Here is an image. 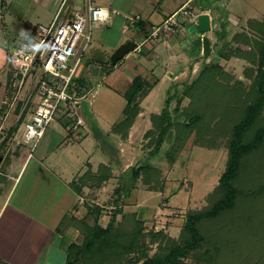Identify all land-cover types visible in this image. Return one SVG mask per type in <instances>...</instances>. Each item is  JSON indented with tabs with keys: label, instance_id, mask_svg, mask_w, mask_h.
<instances>
[{
	"label": "rangeland",
	"instance_id": "rangeland-1",
	"mask_svg": "<svg viewBox=\"0 0 264 264\" xmlns=\"http://www.w3.org/2000/svg\"><path fill=\"white\" fill-rule=\"evenodd\" d=\"M240 6L233 10L246 21L237 27L240 31H231L234 37H228L232 39L226 42L225 47L229 52L228 57L235 58L233 64H225V72L222 69L205 71L206 63L195 64L182 78H174L173 83L164 80L168 52H164L161 59L158 58V64L146 63L140 75L153 80L151 72L157 66L153 75L165 83L150 101L149 98L140 100L139 104L144 106H140L142 112L136 117L135 126L112 129L111 133L114 131L118 135L116 140L109 139L106 127L109 121L124 120L127 100L122 94L126 92L128 81L122 78L114 83L117 91L110 89V83L106 81L107 75L116 65L111 63L114 52L111 42L106 41L112 39L108 35L110 32H106L102 24L93 27L92 39L86 49L82 51V46L78 48L73 63L81 58V83L84 82V88L80 87L86 95L81 101L80 112L82 115L85 112L84 116L91 121L94 120L93 114L99 116L100 127L103 128H93L95 138L84 143L86 153L79 150L78 145L66 152L71 169H74L76 160L82 163L94 155V168L88 165L89 169L79 179L86 189L81 193L86 212L79 219L73 216V219L78 220H72L77 233L70 257V262L75 260L73 264H143L147 257L165 256L175 242L184 246L182 228L188 216L197 213L201 216L196 219L195 227L202 241L197 248L182 257V264H264V105H260L261 87L264 88V34L255 26L259 22L264 24V0H241ZM182 18L179 16L180 20ZM48 24L42 22V26ZM8 29L10 42L0 48V65L5 61L2 70L6 71L11 67L13 48L30 38L26 37L24 27L9 24ZM156 29V26L153 27L152 32ZM236 35L240 36L236 38ZM158 39H162V34ZM161 49L165 48L162 45L157 48L158 51ZM130 57L133 56L126 55L124 61L137 63L143 59L140 53L132 60ZM25 93L27 88L20 101L24 99ZM108 93L115 96L116 101L112 102ZM109 100L113 108L104 114L99 107L106 102L110 107ZM165 100H169L167 108L173 123L159 146L157 141L162 127L159 118L165 109ZM31 112L28 109L23 115L20 125L24 126V131L18 133V138L24 139L25 124L30 121ZM250 114L253 115L251 123L240 130ZM54 129H58L57 119L49 127L50 131ZM237 138L244 145L256 146L242 156L236 178L231 182L236 195L233 207H226L211 216L209 213L214 206L226 197L227 191L219 186V180L227 169L230 150ZM54 141L52 137L45 144L43 142V151L52 147ZM26 148L28 152L31 151L30 145L26 144ZM100 161L107 164H99ZM143 165L147 167L141 170V178L132 192V199H126L125 202L121 199L119 202L126 214L121 212L115 217L118 184L109 185L98 192L94 189L97 185L94 180L96 173L99 171L100 174L102 170L107 175L105 170L108 168L112 173V182L116 183L120 176L124 175L127 180L134 167ZM148 176L152 179L156 177L160 183L164 181L166 193L148 191L154 185L144 182ZM128 203L136 206L139 216L131 217V212L125 208ZM102 207L103 212L97 218L99 224L106 228L115 217L116 229L136 234L132 236L133 242L129 241L131 234L128 239L121 238L117 244L107 238L112 241L111 244L104 236L86 248L93 234L88 232L83 223L94 226L97 214H90V211ZM135 220L137 223H134Z\"/></svg>",
	"mask_w": 264,
	"mask_h": 264
},
{
	"label": "crops",
	"instance_id": "crops-1",
	"mask_svg": "<svg viewBox=\"0 0 264 264\" xmlns=\"http://www.w3.org/2000/svg\"><path fill=\"white\" fill-rule=\"evenodd\" d=\"M240 1L91 0L93 6L115 9L119 12L111 21L102 24L106 27V32H110L108 35L112 39L109 41L108 38L106 41L111 42L110 46L114 52L127 41H145L141 52L129 54L134 57L140 53L143 56L142 60L129 63L122 59V62H118L111 69L106 78L110 83V89L117 91L114 83L123 78L128 81L127 92L134 81L140 79L141 83L151 85L149 93L144 98V100L149 98L150 101L165 81L153 75L157 66H154L155 69L153 68L151 72L153 80L140 75V70L146 63L158 64L156 61L158 58L161 59L160 56H163L164 52H168L166 65H163L164 80L173 83L174 78H182L195 64L216 63L222 66L233 64L235 58L232 56H229L230 59L222 57L229 55L225 47L226 42L232 39L228 37H234L232 36L234 32L231 31H240L237 27L246 21L233 10L234 7L241 8ZM86 2L87 0H0V48L10 42L9 24L24 27L27 31L26 37H31L35 30L42 26L43 21L49 23L52 21L62 5L64 16L65 12L83 8ZM186 3L191 6L192 17L179 20L178 26L172 32L159 33L162 34V39H158L159 35L152 36L153 27H160ZM126 15L139 16L140 19L131 26L126 21ZM22 38L24 36L21 40ZM158 42L161 43L157 44ZM161 45L165 49L158 51L157 48ZM133 57L129 59L132 60ZM4 62L0 65V103L7 93L6 70H2L5 67ZM107 96L114 102L115 96L111 93ZM111 100L108 101L109 105L112 103ZM106 103L99 107L104 114L113 108ZM18 113V110L11 111L0 133V264H68L77 236L72 220L79 219L86 212V207L82 204L84 199L82 194L77 193L72 185L75 184L77 187L79 179L85 170L89 169L88 165L94 168V155L82 163L76 160L74 169H71L66 152L72 150L74 145H78L79 150L85 152L84 143L92 137L95 138L93 128L98 127L102 130L103 127H100L99 116L93 114L94 120L91 121L83 112L81 115L85 126L73 131L67 116L60 115L57 118L58 129L52 131L48 129L30 155L23 137H17L20 131H24V126L20 125L22 120L17 121ZM137 120L136 118L131 127L137 124ZM119 123V120L109 121L106 127L107 136L111 141L118 139V135L114 134L116 132L111 131ZM52 137L55 140L53 146L43 151L44 144ZM112 181L110 178L96 190L99 192L119 182L118 179L116 183ZM84 190L86 189L83 188L82 191ZM166 190L167 187L161 193H166ZM125 208L139 216V210H135L136 206L128 203ZM140 208L142 209L141 206ZM73 216L77 219H73Z\"/></svg>",
	"mask_w": 264,
	"mask_h": 264
},
{
	"label": "built area",
	"instance_id": "built-area-1",
	"mask_svg": "<svg viewBox=\"0 0 264 264\" xmlns=\"http://www.w3.org/2000/svg\"><path fill=\"white\" fill-rule=\"evenodd\" d=\"M65 4V3H64ZM190 4L186 3L158 27L152 36L174 31L179 16L192 17ZM60 7L47 26L38 27L34 35L13 48L11 67L6 71L7 93L0 103V133L11 111L18 110L21 121L26 110H32L31 119L25 124L24 143L30 145V155L37 148L50 125L60 115L71 121V130L85 126L80 113L81 87L76 80L81 76V58L73 63L78 48L86 49L92 39V28L108 23L119 14L115 9L96 7L87 0L83 8L65 12ZM134 26L139 16H125ZM86 30L88 33L86 34ZM145 41L137 43L133 52H141ZM27 88L22 101L21 95Z\"/></svg>",
	"mask_w": 264,
	"mask_h": 264
},
{
	"label": "trees",
	"instance_id": "trees-1",
	"mask_svg": "<svg viewBox=\"0 0 264 264\" xmlns=\"http://www.w3.org/2000/svg\"><path fill=\"white\" fill-rule=\"evenodd\" d=\"M262 24L263 23L259 22L255 26L258 27V30L259 32L261 31L260 32L261 34H264V24L263 25ZM239 36L240 35H236V38ZM247 38L248 37H246V39ZM225 56L228 57V55H225ZM222 58H224V56ZM229 58L230 57H228V59ZM205 68H206V70L204 69L205 71L213 70V69H222L223 72H225L224 71L225 66L218 65V64L215 65L214 63H207ZM81 76L76 80V82L79 84V86L84 88L82 86V84L84 85V82L81 83ZM150 88H151L150 84L141 83L140 79H137L136 81H134L130 89L123 94V96L127 100V106L124 110V120L120 122L119 124H117L116 127H119V126H122L124 128L131 127L136 117L141 112L139 102L142 98L144 99L147 96ZM261 88H262V97L260 99V105H264V88L263 86ZM83 92L84 91L80 90V94H82ZM165 103H166L165 109L160 115L162 117L159 118L160 125L162 126L160 127L161 129H160L159 137L157 141L158 142L157 145L159 146L162 144L164 140V135L168 132L171 124L173 123V119H171L172 116L169 113L170 112L169 109L167 108V105H169V100H167ZM252 118H253V115L250 114V116L242 123L239 129L241 130V129L248 127V125L251 123ZM237 135L239 136V133ZM238 139L240 138H237L231 147L227 169L219 180L220 182L219 186L227 191L226 197L224 200L220 201L218 204L214 206L213 210L209 213L211 214V216H214L220 213L223 209H226V207L227 208L233 207L236 195H235L234 190L231 187V182L236 178V174L239 169L240 160L242 156L250 152L251 149H253L256 146L255 144H249V145L245 144L244 145ZM145 167H147V165H143L140 167H134L130 177H128L127 180L126 178H124V175L119 177L118 179L119 182L117 185L118 187L116 188L117 200L115 201L116 203L115 205L116 211L114 212L115 217L117 214L121 212L124 213L123 209H121V207L119 206V202L121 199L124 200V202L126 201V199H130L133 190L137 188L136 187L137 181L141 178L140 176L141 170L142 168H145ZM147 170L149 171L150 169L148 168ZM105 171L108 172L107 175L102 173V170H100V174L98 173L99 171L96 173L94 180L96 181L97 185L96 187L94 186V189L101 188L102 184L112 177V173L110 169L106 168ZM153 179H155L154 182H153ZM153 179L149 178V176L147 178H144V182L146 184L148 185L154 184L149 187L148 191L162 192L164 190L165 182L164 181L162 183L158 182V179L156 177H153ZM72 186L76 188L77 193L79 194L82 193L83 186L80 183L77 185V187L75 184H73ZM160 186L161 188H159ZM103 208L104 207L96 208L94 211L93 209H91L90 214H93V212H95L97 214L95 219H97L98 215H100L103 212ZM131 214H132L131 215L132 218L134 216H137L136 213L134 212H131ZM199 216H201L200 213L188 216L187 223L184 226V228H182V231H181V233L184 234V237H185L184 246H181L179 245V243L174 241L175 242L174 246L170 248V251L168 254H166L165 256L154 255L153 257H147V259L144 261L143 264H182L183 263L181 261L182 257L188 255L190 251L197 248L200 242L202 241V236L199 234L198 230L195 227L196 219L199 218ZM115 217L109 222L106 228L102 227L99 224L98 219L94 222L95 223L94 226H88V224L86 225L85 223H83L84 227L88 230V232H91V234H93V237L91 238V240L86 244V248L87 246L90 247L93 244V242L98 241L101 237H104V236H105V240L108 241L107 238H111V240L115 244H117L121 238L128 239V237H130V234H131V237H130L131 239H129V241H132V242L134 241L132 240V236H136V234H133L134 232L132 231L124 232L122 230L116 229ZM75 221L77 222L78 220H75ZM141 222L144 224V221H141ZM134 223H137L136 220ZM111 240L108 242H111L112 244ZM74 262L75 260L72 262H69L68 264H73Z\"/></svg>",
	"mask_w": 264,
	"mask_h": 264
},
{
	"label": "water",
	"instance_id": "water-1",
	"mask_svg": "<svg viewBox=\"0 0 264 264\" xmlns=\"http://www.w3.org/2000/svg\"><path fill=\"white\" fill-rule=\"evenodd\" d=\"M138 41H127L120 45L111 56V63L117 64L119 61L124 59L126 55L133 52L137 46Z\"/></svg>",
	"mask_w": 264,
	"mask_h": 264
}]
</instances>
